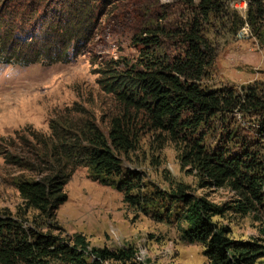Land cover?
Returning a JSON list of instances; mask_svg holds the SVG:
<instances>
[{"label":"rangeland","instance_id":"1","mask_svg":"<svg viewBox=\"0 0 264 264\" xmlns=\"http://www.w3.org/2000/svg\"><path fill=\"white\" fill-rule=\"evenodd\" d=\"M106 1L96 0L91 20L79 25L85 30L80 36L87 39L80 45L82 54L68 64L22 68L0 64V212L24 228L55 237L58 244L72 247L77 241L74 247L84 258L90 249H129L137 264H207L200 244L181 239L180 223L176 220L181 205L169 201L167 195L173 194L177 186H185L186 193L214 206L230 205L238 197L227 187L199 188L196 172L180 162V153L188 144L180 136L173 140L159 131L147 130L145 113L130 111V116L136 117L133 124L138 131L137 144L127 155L116 154L121 173L112 178L117 182L129 173L135 174L131 195L140 200L139 209L124 204L122 193L91 180L86 168L76 167L63 188L66 201L52 219H46L26 209L14 187L18 179H31L36 173L4 162L5 153L31 159L28 148L32 141L28 134H49L48 122L58 115L68 114L75 121L87 117L106 135L109 120L123 109L104 89L106 81H102L98 71L112 65L120 70L122 60L129 64L135 61L139 46L131 43V37L138 34L143 21L165 34L173 33L196 16L193 9L199 2ZM4 2L0 0L1 17ZM219 3L223 13L212 14L206 21L198 19L201 34L215 51L200 86L206 91L231 89L237 95L256 87L264 97V21L258 24L260 37L256 40L251 28H235L244 18L245 3ZM229 15H233L232 21L227 19ZM40 16L38 12L35 17L44 26L48 21ZM39 29L41 32V26ZM242 29L245 35H241ZM169 33L159 37L163 44L161 53L176 56L183 45L179 39L166 37ZM248 57L254 61L259 57L263 62L260 66L249 65ZM260 119L252 113L233 110L209 119L190 139L202 137L201 143L208 149L221 147L229 153L246 150L256 154L264 166V139L256 131ZM262 190L264 193V183ZM213 221L228 227L230 239L264 244V199L244 216L227 211ZM254 264H264V257Z\"/></svg>","mask_w":264,"mask_h":264},{"label":"trees","instance_id":"2","mask_svg":"<svg viewBox=\"0 0 264 264\" xmlns=\"http://www.w3.org/2000/svg\"><path fill=\"white\" fill-rule=\"evenodd\" d=\"M237 1L244 2L246 8L235 28L245 25L259 40L257 27L264 21V0ZM95 2L31 0L26 5L24 0H6L1 13L4 16L0 15V64L11 68L68 64L83 52L80 45L87 38L80 36L85 30L79 25L91 20ZM223 10L219 0H199L193 9L196 16L181 30L167 32L170 35L166 37L179 39L183 45L176 56L161 53L159 37L167 33L143 21L138 34L131 37V43L139 46L135 61L129 64L122 60L120 70L112 65L98 71L106 81L104 89L123 109L109 120L106 135L87 117L75 121L68 114L58 115L48 122L49 134H28L31 159L12 153L3 155L6 164L36 173L34 178L18 179L14 184L26 209L52 219L66 201L63 188L76 167L86 168L91 180L122 193L124 204L139 209L140 200L131 195L135 174L129 173L117 182L112 178L121 173L117 155H127L137 144L138 131L133 124L136 117L130 116V111H141L147 130L159 131L173 140L181 137L188 144L180 153V162L196 172L199 188L227 187L238 197L230 205L214 206L186 193L185 186H177L167 197L181 205L176 217L181 239L200 244L207 264H254L264 257V244L230 239L228 227L213 221L227 211L244 216L262 202L264 166L260 159L246 150L229 153L221 147L205 148L202 137L190 139L209 119L233 110L261 118L256 131L264 139L261 90L246 88L237 95L231 89L206 91L200 86L215 51L201 34L198 19L206 21ZM38 12L42 20L48 21L44 26L35 17ZM232 16L227 19L232 21ZM261 234L264 237V230ZM75 245L77 241L72 247L58 244L55 237L24 228L0 212V264H137L129 249H90L86 259Z\"/></svg>","mask_w":264,"mask_h":264},{"label":"crops","instance_id":"3","mask_svg":"<svg viewBox=\"0 0 264 264\" xmlns=\"http://www.w3.org/2000/svg\"><path fill=\"white\" fill-rule=\"evenodd\" d=\"M255 58H256V56H255ZM247 60L251 63L249 65H255V66H258V65L260 66L261 63L263 62V60H261L259 57H258V59H255V61H254V58H249V57L247 58Z\"/></svg>","mask_w":264,"mask_h":264},{"label":"built area","instance_id":"4","mask_svg":"<svg viewBox=\"0 0 264 264\" xmlns=\"http://www.w3.org/2000/svg\"><path fill=\"white\" fill-rule=\"evenodd\" d=\"M245 29H242V33H241V35H245Z\"/></svg>","mask_w":264,"mask_h":264}]
</instances>
